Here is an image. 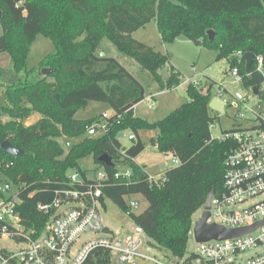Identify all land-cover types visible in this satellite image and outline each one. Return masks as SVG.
I'll list each match as a JSON object with an SVG mask.
<instances>
[{
  "label": "trees",
  "instance_id": "obj_1",
  "mask_svg": "<svg viewBox=\"0 0 264 264\" xmlns=\"http://www.w3.org/2000/svg\"><path fill=\"white\" fill-rule=\"evenodd\" d=\"M0 53L8 52L13 68L0 64V170L6 181L20 187L17 211L21 224L33 236L44 229L49 215L38 208L51 203L57 190L68 187L70 171L88 174L82 159L92 156L94 172L104 168L108 183L102 201L113 200L141 225L153 246L182 257L193 228L194 214L210 193L223 191L225 159L233 147L231 138L213 137L210 102L214 81L188 85L190 101L166 117L149 122L135 115L134 107L146 98L142 82L117 58L98 52L107 36L123 52L151 72L162 87L180 84L179 72L169 65L170 56L134 37V32L156 19L164 42L186 36L197 45L218 50L217 60L227 59L228 72L238 68L247 88L260 85L263 75L250 74L238 57L239 51L264 58V0H0ZM215 35L209 38L208 31ZM38 33L50 37L56 50L38 67L29 68L28 56ZM54 70L44 75L42 68ZM167 69L169 77L161 74ZM110 104L112 125L102 136H90L87 128L99 117L80 119L77 110L90 101ZM33 113L38 119L25 124ZM7 119H4V118ZM141 129L157 130L152 139L158 150L178 158L180 164L166 170V180L151 185L145 164L136 161L145 150L137 136ZM133 131L136 142L124 147L120 134ZM78 138L64 148L61 139ZM135 138V139H136ZM134 139V140H135ZM9 141L24 151L7 154L2 143ZM107 154L114 166L100 156ZM119 165L130 169L131 177H114ZM141 194L148 207L135 213L126 195ZM0 196H4L0 193ZM84 264H114L105 248L92 250Z\"/></svg>",
  "mask_w": 264,
  "mask_h": 264
},
{
  "label": "built area",
  "instance_id": "obj_2",
  "mask_svg": "<svg viewBox=\"0 0 264 264\" xmlns=\"http://www.w3.org/2000/svg\"><path fill=\"white\" fill-rule=\"evenodd\" d=\"M237 55L242 58L244 53L239 51ZM255 63L256 72L264 77L263 56L255 55L253 66ZM229 71L236 79L242 80L237 67ZM194 83L200 84L199 81ZM258 86L259 94L254 93L255 86L249 89L259 97L260 103L264 101V78ZM215 96L221 97L220 94ZM247 99L238 98L236 117L240 122L244 117L241 108L246 105ZM225 103L226 109L228 102ZM254 113L251 124L240 123L217 137L231 138L235 143L226 154L223 191L215 193L207 220L208 223H217L227 229L259 223L254 230L235 238L197 241V252H186L182 257L164 254V260L150 254L149 251L157 247L149 243L141 225L132 223L120 231L104 225L101 211L106 207V200L103 202L102 197L109 179L104 168L86 177H82L78 171H72L69 186L57 190L51 203L39 204L38 208L50 215L44 229L36 236L21 224V216L17 211L21 202L20 187L17 185L9 197H0V237H10L24 245L17 252L0 247V264H84L90 252L96 248L108 249L118 264H264V108ZM111 116L103 113L87 128L88 135L106 134L112 125ZM131 138L135 139L136 136L132 135ZM72 144L66 141L63 146L69 148ZM173 163L177 166L180 160L173 158ZM169 168L167 163L166 170ZM166 170L155 174L148 172L150 184L153 186L165 182ZM131 174L130 169L117 168L114 177L129 178ZM11 185L12 182L5 181V185H0V193L10 190ZM133 195L125 197L127 199ZM127 203L132 209L139 204L133 198ZM87 232L104 233L105 236L81 242Z\"/></svg>",
  "mask_w": 264,
  "mask_h": 264
},
{
  "label": "rangeland",
  "instance_id": "obj_3",
  "mask_svg": "<svg viewBox=\"0 0 264 264\" xmlns=\"http://www.w3.org/2000/svg\"><path fill=\"white\" fill-rule=\"evenodd\" d=\"M3 33L4 29L0 23V36L3 35ZM133 35L138 40L153 46L157 51L163 54H168L170 56L169 65L180 74V84L177 87L164 89L161 83L152 76L150 71L142 67L139 62L127 53L123 52L107 36L103 38L99 45L98 52H104V55L107 57L117 58L142 82L145 87L146 98L138 103L135 109L138 117L154 123L162 120L183 103L190 101L191 99L187 91L190 80H192L193 83L199 81L201 84L206 83L208 80L214 81L215 84L211 91L212 96L214 97L215 95L220 94L221 98L228 102L225 113H219L211 109V114L215 117V122L211 125V133L213 137L221 136L224 131L232 129L240 123H242V125L251 124L255 118L254 112H258L260 108H264V101L259 103V97L254 95L251 90L245 86L242 80L236 79V77L233 76L232 71H229V73L225 72L229 67V63L225 58L217 60V49L197 45L186 36H180L172 41L164 42L156 19H153L146 26L135 31ZM55 50L56 46L54 41L50 37L38 33L33 39L31 50L29 52V68L38 67L45 56L55 52ZM0 64L7 69L13 68V62L8 52L0 53ZM3 90L4 87H0V102L2 100ZM239 96L248 97L245 102L246 105L241 108L244 113L241 122L236 117ZM103 113L112 115L114 110L110 104L94 100L90 101L87 106L80 107L77 110L76 117L88 120L100 116ZM38 117L39 115L37 113H33L30 117L26 118L24 122L26 125H30L34 123ZM245 118H247L248 121ZM4 119L7 118L5 117ZM157 133V130L154 129H141L137 136V138L140 137L146 144L145 150L137 157V161L145 164L147 166V171L152 174L166 170L167 163L170 167L175 166L173 163V157L162 154L158 150V147L154 145L152 139L154 137L153 135H156ZM132 135H135V133L128 130L124 132V136L120 137L124 147H129L136 142L137 138L135 140L132 139ZM61 140L63 142L66 140L74 143L80 139L66 138ZM81 166L83 169L89 170V175L93 174L95 168L93 157L89 156L82 159ZM118 168L123 170L125 166L119 165ZM5 181L6 176L2 170H0V185H5ZM16 187L17 184L12 182L11 189L5 191L4 196L9 197L11 191L16 190ZM131 198L136 199L139 203L137 207H133L135 213H141L148 207V201L143 195L135 194L132 197H128L126 200L129 201ZM203 208L204 206L194 214L193 228L195 221H197L202 215ZM101 213L104 225L114 231L123 230V228L129 227L133 223L131 217L126 211L119 207L110 198L106 199V207L103 208ZM193 228L186 249L188 254L197 252L198 249V243L195 239ZM104 236V233L87 232L83 235L80 241H88L89 239ZM0 247L9 248L10 250L17 252L24 247V245L18 243L13 238L0 237ZM149 252L150 254L158 255L164 260L166 259L164 254H167V256L170 255L168 252L160 248H152ZM113 262L114 264H118L116 258L113 259Z\"/></svg>",
  "mask_w": 264,
  "mask_h": 264
},
{
  "label": "water",
  "instance_id": "obj_4",
  "mask_svg": "<svg viewBox=\"0 0 264 264\" xmlns=\"http://www.w3.org/2000/svg\"><path fill=\"white\" fill-rule=\"evenodd\" d=\"M3 16V11L0 7V19ZM209 38L213 39L215 35V31L213 29L208 31ZM255 59V53L254 52H246L241 58V62L245 63L246 66V71L249 73L252 69L253 62ZM54 69L49 68V67H44L42 68V73L44 75H47L51 73ZM161 74L164 76V78L169 77V72L167 69H163L161 71ZM254 93L259 94V86L256 85L254 87ZM210 108L212 110H215L219 113H225L226 109V103L225 101L219 97V96H214L210 102ZM124 136V133H121L119 137ZM2 147L4 151L12 156H18L22 155L24 153L23 150L15 147L13 144H11L9 141H4L2 143ZM100 160L104 162L106 165H111L114 166V162L110 156L107 154H103L100 156ZM215 195V191H212L204 205V210L202 212V215L200 218L195 221V225L193 228V233L195 236L196 241L201 242V241H208L211 239H217V240H222V239H227V238H235L237 236H242L252 230H254L258 225L255 224L253 226H248V227H243V228H237V229H227L217 223H208V218L210 217V208L212 204V199Z\"/></svg>",
  "mask_w": 264,
  "mask_h": 264
},
{
  "label": "crops",
  "instance_id": "obj_5",
  "mask_svg": "<svg viewBox=\"0 0 264 264\" xmlns=\"http://www.w3.org/2000/svg\"><path fill=\"white\" fill-rule=\"evenodd\" d=\"M101 54L104 55V52H102ZM135 109H136V105H135V107H134V112H135ZM135 115H137L136 112H135ZM156 135H157V134H156ZM156 135H153V136L155 137ZM153 136H152V137H153ZM154 137H153V138H154ZM156 147H157V146H156ZM136 161H137V159H136ZM139 163H140V162H139ZM141 164H143V163H141Z\"/></svg>",
  "mask_w": 264,
  "mask_h": 264
}]
</instances>
